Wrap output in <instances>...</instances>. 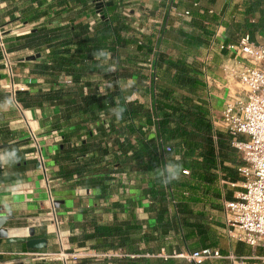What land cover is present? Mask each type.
<instances>
[{"label": "crops", "instance_id": "obj_1", "mask_svg": "<svg viewBox=\"0 0 264 264\" xmlns=\"http://www.w3.org/2000/svg\"><path fill=\"white\" fill-rule=\"evenodd\" d=\"M105 1L106 18L96 0H0V25L7 29L6 48L15 61L16 73L12 81L0 47V205L14 215L8 220L7 228L25 230L34 227V236L28 238L48 239L46 248L31 249L25 242H8L0 238V264H64L57 257L41 258L38 255L61 251L60 238L48 218V181L52 196L62 202L58 211L63 221L61 232L65 250L87 249L94 255L72 264H128V258L145 256L146 251L150 252L146 256L155 258L163 252L184 253L207 248L219 250L222 257L210 258L204 264H262L263 247L233 240L227 233L225 202L234 200L243 190L244 179L236 170L238 162L217 156L214 167L203 164L189 167L188 138H183L186 145L179 159L171 155L173 160H168V166L180 165L182 171L179 179L172 182L179 201L176 206L169 194V213L165 221L171 222L172 226L162 234L160 205L149 193L150 188L156 186L155 172L117 165L115 162L123 159L124 154L117 152L114 146L109 147L110 153L105 159L101 158L92 148L94 139L87 141L84 131L65 142L68 149L78 151L82 141L88 142L90 149L83 155L74 153L72 159H65V152H60L63 140L57 144L51 136L54 131L61 135L73 131L87 115L76 112L65 119L64 100L48 99L47 96L62 91L79 103L76 92L87 95L95 88L103 94L114 90L111 77L116 71L115 66L143 64L144 55L134 42L121 49L124 52L120 59L114 58L107 48L101 51L108 55L94 51L79 54L74 50L85 36L96 37L109 18L120 16L132 38L150 40L144 32L146 24L153 28L166 25L177 34L185 32L188 36L201 37L205 42L201 46L188 45L180 37L179 42L172 41L180 50L174 54V59L186 60L199 76L205 66L210 67V73L216 79L212 87L214 108L210 107L211 98L204 92L205 99L210 114L211 110L220 112L230 99L225 67L232 60L228 51H220L218 46L222 41L238 43L245 34L264 43V0ZM173 6L178 11L190 10L191 18L177 16L171 11ZM83 28L88 31L80 36ZM20 32L24 34L18 35ZM151 40L155 45L152 37ZM113 41L114 37L110 35L104 44L111 45ZM163 42L164 38L159 43L161 47ZM64 47L72 48L70 58L85 62L83 70L81 63L77 65L79 79L73 83L63 67L56 64L66 56ZM38 53L41 54L39 58L28 60L29 56ZM141 75L139 68H133L127 79H119L120 88L127 101L144 102L142 96H146L145 104L149 107L151 95L146 91L150 90V75L145 73V81ZM17 92H23L19 95L20 101L16 100L19 106L14 101ZM195 98L199 104L203 101L200 96ZM58 126L60 129L57 130ZM30 128L40 134L39 139L44 144L42 150L47 158L48 175L40 166ZM184 169H190L191 173L183 174ZM146 236L151 237L147 243ZM162 236L169 241L161 240ZM102 254L116 255L105 257Z\"/></svg>", "mask_w": 264, "mask_h": 264}, {"label": "trees", "instance_id": "obj_2", "mask_svg": "<svg viewBox=\"0 0 264 264\" xmlns=\"http://www.w3.org/2000/svg\"><path fill=\"white\" fill-rule=\"evenodd\" d=\"M107 4L105 3V6ZM103 17H107V13L103 7ZM103 29L96 37L85 36L84 40L75 46V52L84 54L87 52L99 53L107 48L112 52L114 58H121L124 48L129 43H136L139 51L144 55V60H150L153 63L154 71L159 68L165 69L169 76L161 82L155 81L154 76H149L150 90L147 93L151 95V105L146 107L145 102L127 101L124 92L120 88V78L127 79L131 75L133 68H139L141 79L146 80L147 76L143 68L135 64L134 66L126 67L122 65L115 66L116 71L111 77L114 90H108L105 94L101 93L98 88L92 90L87 95L76 92L75 95L80 98V102L73 101L71 97H66L64 92L59 91L54 95H48L47 98L64 100L66 109L64 118L68 119L73 113L81 112L87 115V118L76 124L75 129L70 132L63 133V147L60 152H65L64 158L72 159L74 153L85 154L90 147L87 143H83L81 150L67 148L65 139L72 135H79L84 131L89 139H94L92 148L99 152L101 158L105 159L110 153L108 143L112 142L117 152L124 154L123 159H117V165H128L144 172H155V185L150 188L149 193L158 200L159 219L162 234H166L171 222L165 221V216L169 213L168 203L169 194L172 199L178 203V199L173 191V180L170 181L169 172H163L162 168L165 165V158L157 144V139H162L165 142H175L177 145L183 142V138L187 137L190 142L188 156H192L198 152L201 156L200 160L188 162V166L203 164L208 167H214L216 157L220 156L225 160H233L231 158V139L230 135L218 132L217 144L218 153L213 137V126L211 122V114L206 101L200 104L196 102L195 95L199 90L206 87V82L193 71V67L181 58H172L165 53L156 52L152 40L137 39L128 36L129 28L120 16L109 18L103 25ZM88 31L87 28L81 30L83 36ZM85 33V34H84ZM113 35L114 41L111 45L104 44V41ZM179 37L184 39L188 45L201 46L205 42L201 37L188 36L185 32L180 33ZM123 49V50H121ZM72 48L64 47L66 56H62L56 64L58 67H63L65 75L71 76L70 83L77 81L78 70L77 65L82 64V70L86 67L83 61H75L70 58L69 54ZM143 61V60H142ZM144 64V63H143ZM142 65V64H141ZM23 92L16 93V100H19V95ZM201 101V100H200ZM23 102V101H22ZM25 103V102H24ZM105 116L104 118L102 116ZM157 117V139L151 135L150 131H146V125H153V117ZM105 119L109 120V125L106 126ZM90 123L94 124L90 127ZM96 128L97 134L94 129ZM60 129L59 126L56 128ZM185 142V141H184ZM176 151V149H175ZM182 151V150H181ZM180 151V153H181ZM118 154H115L117 156ZM169 160V157H168ZM173 160V158H171ZM87 239V237H86ZM151 237L146 236V243ZM164 236H162V239ZM187 240V237H185ZM115 247V246H114ZM150 252H145V256L139 258H128V264H194L189 260L175 257L174 254L180 255L181 252L171 253L168 258L153 259L146 256Z\"/></svg>", "mask_w": 264, "mask_h": 264}, {"label": "built area", "instance_id": "obj_3", "mask_svg": "<svg viewBox=\"0 0 264 264\" xmlns=\"http://www.w3.org/2000/svg\"><path fill=\"white\" fill-rule=\"evenodd\" d=\"M105 0H96L97 6L104 7ZM199 6V4H195ZM177 16L181 18H191L192 13L186 9L178 11L174 6L171 8ZM7 29L0 25V47L3 51V61L8 76L13 81L15 73V61L12 54L6 48L5 34ZM24 33H19L22 35ZM218 49L220 51L227 50L231 58V64L225 67L227 70L226 76L228 83L238 81L245 91L243 98L232 93L230 89V99L226 101L220 112L211 110V122L213 126V137L218 153V129L227 132L231 136V146L243 156V163L236 166L237 172L244 179L243 190L238 192L234 200L225 202V219L228 226L227 233L233 240L247 243L252 247L264 248V43H259L252 40L249 34L242 36L238 43L227 44L222 41ZM200 77L207 83L206 91L210 99V107L214 108L212 91L216 84V79L210 73V70L204 68L201 71ZM154 80L158 78L154 74ZM70 81V80H69ZM15 95V91L13 93ZM233 94V95H232ZM15 103L19 106L14 98ZM105 117L104 115L102 116ZM154 124L146 125V131H150L152 136L157 139V117H153ZM105 124L108 126L109 120L105 119ZM94 132L97 133L94 127ZM38 132L30 128V138L35 142V147L38 143ZM40 135V134H39ZM51 138L54 143H59L63 140V136L59 131H54ZM158 147L161 154L165 158V170L168 172V157L175 153V147L171 142H165L162 139H157ZM112 142L108 143V147H112ZM43 148L39 146L36 151L41 168L45 174H49L46 166V156L43 154ZM196 159H201L197 152L194 156ZM179 159V155L175 156ZM190 169H184L183 174L189 175ZM50 192V208L48 218L55 226L57 234L60 238L61 251L59 254L39 253L41 258L57 257L64 264H72L87 257L94 256L87 249L73 250L71 252L65 250L63 244V235L61 226L63 221L60 217L56 201L52 196V187L48 181ZM173 206H176L175 199H171ZM105 257H112L116 254H102ZM179 256L187 258L194 264H204L210 258L222 257L219 250L207 248L204 250H195L192 252H184ZM264 264V257L262 258Z\"/></svg>", "mask_w": 264, "mask_h": 264}, {"label": "rangeland", "instance_id": "obj_4", "mask_svg": "<svg viewBox=\"0 0 264 264\" xmlns=\"http://www.w3.org/2000/svg\"><path fill=\"white\" fill-rule=\"evenodd\" d=\"M147 13H149V10L147 11ZM146 17H149V14H146ZM182 23L183 22H181V24ZM144 32H145L146 36L150 37V39H151V37L153 38V40L155 42L154 48H155L156 52H161V53L163 52V53H165L166 55H168L169 57H172V58L175 57L174 54H177L178 52H180L179 47L177 45L174 46V43H172V41L179 42V39H180L179 38V34H177L174 31H172L170 27H168V26L166 27V25H165V26H162L161 28L160 27L159 28H153V26L151 24L150 25L146 24ZM163 38H164V42L162 43L163 46L161 47L159 45V43L161 42V40H163ZM139 39L141 40V37ZM197 61L201 62V60H199V59ZM141 62H143L144 64L139 65V66L143 68V71L146 74H148L150 76L151 75L154 76V74H155L157 76V78H158V80H157L158 82H161V80L163 78L165 80L166 77L168 78L167 81H169V76H168V74H166L165 69L159 68L158 71L156 72V71H154L152 61L143 60ZM205 68L210 69V67H208V66L207 67L205 66ZM212 76H214V75H212ZM228 84H229L228 95H230V93H231L230 89H232V93L233 94H237V95H239V96H241L243 98L245 91L243 89V86L237 80L232 82V83H228ZM206 86H207V83H206ZM204 92L207 95L206 87L201 89V90H199V92H197L195 95L200 96L201 97L200 100L206 101ZM131 94L132 93H130L129 96H131ZM147 97L149 98V96H147ZM142 100L145 102L146 96L143 95L142 96ZM218 132L219 133H225V134L229 135L227 132L221 131L220 129H218ZM38 136H40V135L38 134ZM230 139H231V137H230ZM171 143L173 144V146L176 149V152L173 154V156L175 158V156L180 155V151L183 149V147H185L186 143L184 141L179 143V145H177L175 142H171ZM191 144H190V142H188V150H189V147H190ZM39 146L44 148V144H41V140L40 139H38L36 151H37V148H39ZM230 151H231V155H230L231 158H233L236 162H238L239 164H242L244 162L243 161V156L240 153H238L232 146H231V150ZM194 156L195 155H193V157L192 156L188 157V161L196 160V158ZM171 158L172 157L170 156L169 160H171ZM165 172H166V170H165ZM163 240L164 241L165 240L169 241L168 239H165V237H164ZM170 256H171L170 253L163 252V253H161L159 256H157L155 258H153V257H151V258H153V259L168 258ZM174 256L188 260L187 258L181 257V256H179L177 254H174ZM87 258H90V257H87Z\"/></svg>", "mask_w": 264, "mask_h": 264}, {"label": "water", "instance_id": "obj_5", "mask_svg": "<svg viewBox=\"0 0 264 264\" xmlns=\"http://www.w3.org/2000/svg\"><path fill=\"white\" fill-rule=\"evenodd\" d=\"M109 5H112V2H109ZM100 12L103 14V7L98 6ZM41 56L40 53L36 55H31L28 57V60H35ZM56 206L59 207L62 202L56 201ZM14 215L11 211H6L4 206L0 205V238L6 239L8 242H25L27 246L31 249H44L48 245L47 238H28L29 236H34L35 228L29 227L25 230H12L6 227L8 220L13 219ZM16 231L15 234L11 232Z\"/></svg>", "mask_w": 264, "mask_h": 264}, {"label": "clouds", "instance_id": "obj_6", "mask_svg": "<svg viewBox=\"0 0 264 264\" xmlns=\"http://www.w3.org/2000/svg\"><path fill=\"white\" fill-rule=\"evenodd\" d=\"M99 54L100 55H108V53H106L104 51H100ZM181 171H182V168L180 165H169L168 166V172L170 174V181L168 183H170L172 180L179 179Z\"/></svg>", "mask_w": 264, "mask_h": 264}, {"label": "bare ground", "instance_id": "obj_7", "mask_svg": "<svg viewBox=\"0 0 264 264\" xmlns=\"http://www.w3.org/2000/svg\"><path fill=\"white\" fill-rule=\"evenodd\" d=\"M48 175V174H47ZM12 234H15L16 233V231H13V232H11Z\"/></svg>", "mask_w": 264, "mask_h": 264}]
</instances>
